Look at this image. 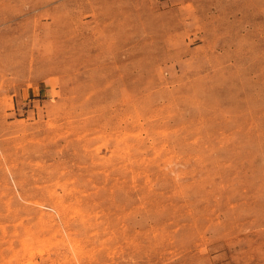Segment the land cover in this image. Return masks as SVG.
Returning a JSON list of instances; mask_svg holds the SVG:
<instances>
[{
  "label": "rangeland",
  "instance_id": "1",
  "mask_svg": "<svg viewBox=\"0 0 264 264\" xmlns=\"http://www.w3.org/2000/svg\"><path fill=\"white\" fill-rule=\"evenodd\" d=\"M0 264H264V0H0Z\"/></svg>",
  "mask_w": 264,
  "mask_h": 264
}]
</instances>
